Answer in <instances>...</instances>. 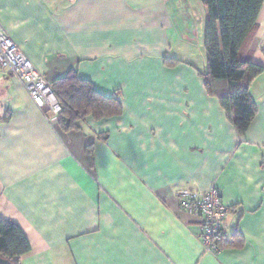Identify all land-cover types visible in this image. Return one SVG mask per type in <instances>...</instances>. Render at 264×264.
Segmentation results:
<instances>
[{
  "label": "crops",
  "instance_id": "0c3cea01",
  "mask_svg": "<svg viewBox=\"0 0 264 264\" xmlns=\"http://www.w3.org/2000/svg\"><path fill=\"white\" fill-rule=\"evenodd\" d=\"M207 19L200 0H0L2 29L48 83L76 69L122 105L61 132L0 72V219L28 240L19 264H264V2L243 134L207 92L206 50L202 69L169 56L205 49ZM212 187L230 209L216 255L176 197Z\"/></svg>",
  "mask_w": 264,
  "mask_h": 264
},
{
  "label": "trees",
  "instance_id": "16d2710c",
  "mask_svg": "<svg viewBox=\"0 0 264 264\" xmlns=\"http://www.w3.org/2000/svg\"><path fill=\"white\" fill-rule=\"evenodd\" d=\"M200 2L208 12L204 40L207 53L203 74L205 87L210 95L218 98L237 132L243 134L256 114L249 87L263 72L261 66L247 58L246 50L255 34L264 0ZM49 84L60 106L57 127L61 132L80 130L88 116L100 120L119 116L122 112L119 91L113 95L100 93L90 80L81 78L76 69ZM91 147H87L88 152ZM224 245L223 235L222 248ZM29 251L30 245L20 227L12 220L0 219V257L11 264H19Z\"/></svg>",
  "mask_w": 264,
  "mask_h": 264
},
{
  "label": "built area",
  "instance_id": "2783aa9c",
  "mask_svg": "<svg viewBox=\"0 0 264 264\" xmlns=\"http://www.w3.org/2000/svg\"><path fill=\"white\" fill-rule=\"evenodd\" d=\"M0 72L11 74L22 84L28 96L40 109H48L57 119L60 106L51 85L0 25ZM182 211L199 217L200 241L204 253L218 254L223 238L224 221L230 209L222 202L215 187L200 193L182 189L177 194Z\"/></svg>",
  "mask_w": 264,
  "mask_h": 264
},
{
  "label": "rangeland",
  "instance_id": "374dc122",
  "mask_svg": "<svg viewBox=\"0 0 264 264\" xmlns=\"http://www.w3.org/2000/svg\"><path fill=\"white\" fill-rule=\"evenodd\" d=\"M185 43V44H182ZM172 44L169 47V50L172 47L169 56H179L181 60H185L190 63H194L199 69H202V59L204 57L205 49L202 45H189L187 42ZM188 46H187V45ZM202 44V43H201Z\"/></svg>",
  "mask_w": 264,
  "mask_h": 264
},
{
  "label": "water",
  "instance_id": "95a60500",
  "mask_svg": "<svg viewBox=\"0 0 264 264\" xmlns=\"http://www.w3.org/2000/svg\"><path fill=\"white\" fill-rule=\"evenodd\" d=\"M0 264H11L9 260L0 257Z\"/></svg>",
  "mask_w": 264,
  "mask_h": 264
}]
</instances>
